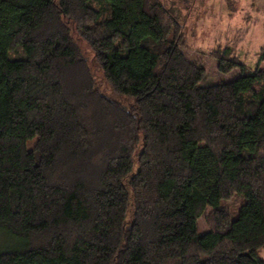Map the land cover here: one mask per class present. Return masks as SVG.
Instances as JSON below:
<instances>
[{"label": "trees", "instance_id": "obj_1", "mask_svg": "<svg viewBox=\"0 0 264 264\" xmlns=\"http://www.w3.org/2000/svg\"><path fill=\"white\" fill-rule=\"evenodd\" d=\"M180 36L160 0H0V264H264V47L202 86Z\"/></svg>", "mask_w": 264, "mask_h": 264}, {"label": "rangeland", "instance_id": "obj_2", "mask_svg": "<svg viewBox=\"0 0 264 264\" xmlns=\"http://www.w3.org/2000/svg\"><path fill=\"white\" fill-rule=\"evenodd\" d=\"M172 13L181 32L183 52L187 58L202 66L205 76L201 81L202 86L232 81L238 71L228 74L217 70V62L212 58V52L217 48L229 46L239 57L242 64L253 66L256 53L264 47V8L240 9L236 4L242 0H160ZM246 3L247 0H243ZM80 52L87 61L98 91L111 98L114 96L93 60L90 48L77 39ZM264 70V63L260 66ZM33 141L27 144L31 149ZM244 199L232 196L229 200L222 201V206L228 210L232 219L237 216L239 207ZM209 209L199 218L198 232L203 234L207 230V216ZM259 257L264 259V250L259 251Z\"/></svg>", "mask_w": 264, "mask_h": 264}, {"label": "crops", "instance_id": "obj_3", "mask_svg": "<svg viewBox=\"0 0 264 264\" xmlns=\"http://www.w3.org/2000/svg\"><path fill=\"white\" fill-rule=\"evenodd\" d=\"M242 1H240V2H238L236 4L237 6H240V9L247 8L248 5L250 6V8H254V9H257V8L258 9L259 8H262L263 9L264 8V0H247L246 3H243Z\"/></svg>", "mask_w": 264, "mask_h": 264}]
</instances>
